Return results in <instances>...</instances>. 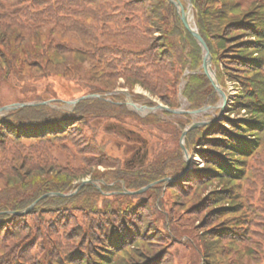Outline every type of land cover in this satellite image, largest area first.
Here are the masks:
<instances>
[{
  "label": "trees",
  "instance_id": "1",
  "mask_svg": "<svg viewBox=\"0 0 264 264\" xmlns=\"http://www.w3.org/2000/svg\"><path fill=\"white\" fill-rule=\"evenodd\" d=\"M193 3L220 82L222 61L226 73L244 86L241 107L253 122L226 118L232 131L219 127L208 133L213 124L193 129L187 145L205 140V169L181 184L162 182L127 194L124 187L136 191L181 174L187 164L182 151L163 159L157 158V148L143 164L132 166L111 152L110 137L120 132L92 123L134 118L146 134L157 131L159 140L164 135L178 140L186 127L182 118L190 115L163 111L142 118L128 109L122 94H114L109 100H82L72 111L33 105L2 116L0 264H165L168 255L157 242L165 235L167 245L179 243L178 229L190 232V264H223L220 254L248 264L264 255V0ZM202 60L199 44L169 0H0V81L61 80L89 95L114 92L123 79L130 91L140 85L176 109L184 70L194 72ZM184 92L190 109L219 99L204 74L191 76ZM248 134L256 137L253 145L245 140ZM88 177L95 182L76 194L40 199L73 193ZM164 184L173 206L194 219L191 224H180L175 212L161 218L166 212L147 194ZM37 200L31 211L11 213ZM204 221L212 223L204 227Z\"/></svg>",
  "mask_w": 264,
  "mask_h": 264
},
{
  "label": "rangeland",
  "instance_id": "2",
  "mask_svg": "<svg viewBox=\"0 0 264 264\" xmlns=\"http://www.w3.org/2000/svg\"><path fill=\"white\" fill-rule=\"evenodd\" d=\"M187 3L186 0H183ZM253 39L254 36H250L249 34H246V39ZM250 39V40H251ZM189 52H186L188 56ZM258 53L256 52L255 55ZM189 65L192 63V59L189 57L188 59ZM202 66V65H201ZM199 67L197 70L189 71L187 68L184 70L180 83H179V102L180 107L179 109L188 110L190 108V102L185 96V90L187 88V85L189 83V80H191V76L195 74L203 75L202 67ZM221 73L223 74V81L220 82L223 86L224 91L227 94V104L225 106V112L222 114V116L215 121H212L213 118H216L215 116L219 113V109L216 108L221 103L220 96L218 97L217 102H208L206 105L201 107L200 109L211 106L212 109H210L208 112L201 113V114H193L190 115V118H182V120L185 121L186 126H189L193 122H202L207 121L208 123L204 126H200L198 128H205L206 126L213 124L210 128L208 133L213 132L214 129L222 127L225 128L228 131H232L231 124H229L226 121V118H229L231 121H239V122H253V119L249 115L250 113L247 111L246 107H241V97H244L243 90L244 86L241 84V82L238 79L232 78L229 74L225 71V64L221 61L220 64ZM214 70L216 71L217 75V67L213 64ZM193 80V79H192ZM124 80L122 79L119 82V87L116 90H129L124 85ZM77 87L72 83H65L61 80H44V79H27L26 82H21V84L17 82L8 83L4 81H0V104L1 107L11 105L14 103H25V102H36L32 101L31 97L36 96H42L44 101H52L51 106L58 107L60 109H65L72 111L74 109V106L71 104H68V101L75 100L81 96L78 94ZM183 91V93H182ZM134 92V93H133ZM130 91V93L135 94L139 96V101H136L138 105L142 106H151L149 103L153 104H164L158 97L153 96L150 92L142 88L140 85L135 86L134 91ZM99 94V93H96ZM122 94V93H121ZM79 95V96H78ZM95 95V94H90ZM100 97H104L106 99H110L111 95L110 93L107 94H99ZM119 95V94H118ZM123 95L124 102H127V96L125 94ZM24 99H29L28 101H24ZM134 99V97H133ZM61 100V101H59ZM127 105V104H126ZM0 107V108H1ZM128 109L132 111V108L128 106ZM215 107V108H214ZM241 107V108H240ZM240 110V111H239ZM137 113V112H136ZM140 117H144V114L137 113ZM3 116V115H2ZM0 116V117H2ZM163 119L168 120H175V117H169L165 115H160ZM180 116V115H179ZM228 120V119H227ZM98 122H93L95 127L100 128V130L104 131V128L117 130L120 133H118L119 137H110L114 142L112 143L113 148L112 154H114L115 157L122 158L124 163H128L132 166H140V164H143L146 161V158L148 153L150 155L154 154V151L157 149L156 153L160 155L157 157L161 158H171L175 154L179 152V150L182 151V154H180V157L186 161L185 154L183 152V149L181 148V141H182V135L177 140L175 137L164 135L159 140L156 138V135H162V133L153 131L152 135H149L150 133L144 131V126L140 124L139 122H136L134 118L125 119V122L119 123H106L105 125L100 120H97ZM258 123L256 124L257 127H262V124L259 120H257ZM143 129V131H141ZM88 128L85 132H88ZM192 131V130H191ZM188 136V134H187ZM187 136L185 139V145L186 148L191 156V162L188 165V169L183 173V170L181 174L175 177H167L162 180L157 181L154 185H158L162 182L164 183H170L171 184H181L185 178H193L194 171L205 169L206 167V161L204 160L202 156L201 150V144L205 143V140L202 141L201 144H195L194 146H188L187 145ZM246 142L249 143V145H253L254 142H256V137L254 134H248L245 136ZM159 144L161 146H159ZM110 152V153H111ZM187 163V161H186ZM187 168V164L186 167ZM198 168V169H196ZM100 170L104 171V167H99ZM87 180H94L93 178H85L83 181ZM103 180L96 181V184L99 185L101 188L100 182ZM153 185V186H154ZM172 187V186H171ZM170 187L168 184H164V187L158 192H151L148 193V198L152 201H156V204L159 205L161 212H166L161 218L168 219L170 217V212H175V216H180L179 223L180 224H191L194 219L189 216V212H182V207L176 209V207L173 206V201L169 195V189ZM184 187L182 186V189ZM147 191V190H146ZM145 191V192H146ZM206 198V196H205ZM174 200V199H173ZM175 201V200H174ZM143 210L145 207L142 208ZM202 213L199 214V216H196V218H202ZM236 219V218H235ZM238 219V218H237ZM212 222L210 221H204V227H207L211 225ZM202 225H199V227ZM172 227H168V231L171 230ZM177 235H182V239L179 243L175 244V241L173 243L169 244V240L165 237V235H162V239L157 242V246L162 248L161 251L162 254L167 253V259L165 260V264H190L192 261L190 259H194L191 255L193 254L192 249H188L189 245H186L188 240V235L190 234L189 231L182 232L181 229H178L176 232ZM186 234V235H184ZM208 233L205 234L207 236ZM259 234V233H258ZM257 234V235H258ZM257 237V236H256ZM220 244V243H219ZM186 245V246H185ZM220 246V245H219ZM262 247V246H260ZM217 243L215 242V250L217 253ZM228 250V254L231 252L230 249ZM160 253V254H161ZM214 254V260H218L217 254ZM220 260L223 262V264H246V262L243 261H234L231 258H226L224 255H219ZM204 263V261H203ZM161 264V263H160ZM248 264H264V255H261L260 257L256 258L254 262H249Z\"/></svg>",
  "mask_w": 264,
  "mask_h": 264
},
{
  "label": "water",
  "instance_id": "3",
  "mask_svg": "<svg viewBox=\"0 0 264 264\" xmlns=\"http://www.w3.org/2000/svg\"><path fill=\"white\" fill-rule=\"evenodd\" d=\"M186 1H187V3L185 5L182 0H169V2L172 3L176 7V9H177V11H178V13L180 15L181 21L184 24V26L186 27V29L192 34L194 39L199 44V46H200V48L202 50V55H203V64H202V68L201 69L203 70V73L209 78V80L211 81L213 87L218 92V94H219V96L221 98L220 105L216 107V108L219 109V113L215 116L216 118L212 119V121H215V119H217L218 117L220 118L222 116V114H224V112H225V106H226L227 101H228L227 94L224 91V89L222 88V86H221V84H220V82L218 80L216 71L214 70V67H213V56L211 54L210 48L208 46V43L206 42L204 37L201 35V32H200V30H199V28L197 26L196 19H195V13H194L193 1L192 0H186ZM114 93H124L127 96V104H128V106H130L133 111H135L137 113H140V114H144V115L157 112L158 110H165V111L171 112L173 114H184V113L200 114V113L208 112L210 109H212L211 106H207V107H204V108L199 109V110L171 109V108H168L167 106H164L162 104H158L155 107L142 106V105H138L133 100V97H132L130 91H128V90H117ZM94 97H100V95L99 94L85 95V96H81V97H79V98H77L75 100L68 101L67 103L71 104V105H73L75 107L80 101L85 100V99L94 98ZM51 102L52 101L14 103V104H11V105H7V106L1 107L0 108V115H3V114L8 115L11 111H14L16 109L23 108V107H26V106L48 105V104H51ZM207 123H208L207 121L193 122L189 126H187L186 129L183 130L181 146H182V149H183V152L185 154L186 161H187V168H185L183 173L188 169V165L191 162V156H190V154H189V152H188V150L186 148V145H185L186 136H187V134H188V132L190 130L198 128L200 126H204ZM89 182L91 183L92 180L83 181L81 183V186L86 184V183H89ZM152 185L153 184H150L147 187H144V188H142V189H140L138 191H128V190L125 189V193L140 194V193L145 192ZM80 187H79V189H80ZM55 195L65 196V194H61V193H49V194H46V195L42 196V198L48 197V196H55ZM42 198H40V199H42ZM35 204L30 206L25 211L11 212V213L12 214H22V213L29 212V211H31V209L34 207Z\"/></svg>",
  "mask_w": 264,
  "mask_h": 264
}]
</instances>
